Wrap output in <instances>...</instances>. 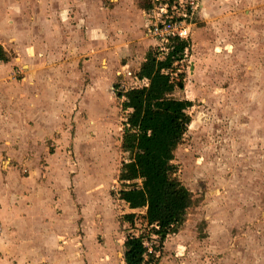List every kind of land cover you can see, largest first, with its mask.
Returning <instances> with one entry per match:
<instances>
[{
	"label": "rangeland",
	"instance_id": "obj_1",
	"mask_svg": "<svg viewBox=\"0 0 264 264\" xmlns=\"http://www.w3.org/2000/svg\"><path fill=\"white\" fill-rule=\"evenodd\" d=\"M8 1L24 8L13 22L18 37L10 39L13 52L6 65L20 71V76L7 83L12 88L20 82L33 85L28 78L35 81L46 74L55 79L56 74L60 84L53 91L72 94L75 85L76 98L83 99L84 107L79 109L80 103L69 94V115L56 113L60 121L55 119L58 125L52 131L38 125L35 137L46 132L45 138L23 149L18 146L23 141L20 124L14 118L19 110L12 100L4 104L13 119L0 134V176L10 181L6 184H15L12 179L26 177L31 170L46 175L50 171L53 180L61 178L66 184L71 180L68 193L76 195V190L79 203L85 205L88 200L91 204L86 214L93 217L98 209L104 215L102 223L93 228L81 223L88 234L100 230L94 235L95 242L105 238L109 243L102 247V264H122V240L127 235L144 233L150 240L154 233L147 208L136 211L134 224L120 218L126 209L120 191L140 185V181L118 179L120 164L132 157L121 147L123 116L131 109L122 108L120 94L146 82H139L134 73L145 54L159 48L146 37L143 10L138 0H54L60 12L61 4L67 5V26L75 30L81 45L76 61L70 63L72 59L56 55L49 49L50 41L43 39L45 20L40 13L45 14L44 0ZM247 1L206 0L208 6H214L212 16L202 15L188 55L174 63L183 72L184 87H173V93L187 100L190 120L173 163L192 193L193 204L182 227L167 234L166 245H160L156 258L160 264H264V0H258L261 14L256 16V6ZM29 4L33 6L30 13ZM45 16L49 18V14ZM25 47L33 48L34 55L20 56ZM65 64L73 67L66 72ZM171 76L177 79L176 73ZM64 97L60 98L63 106ZM55 105L52 102V109ZM46 115L52 121L50 113ZM87 187L89 198L81 192ZM56 191L57 198L50 190L45 199L63 198L64 191L58 186ZM111 216L120 232L115 250L110 244V232L116 228ZM67 221L70 227L77 226L69 211L65 224ZM3 233L2 223L0 247L6 244L12 252L0 248V264H45L31 262L29 248L20 252L11 239L1 241ZM88 240L85 244H90ZM39 253L43 259V252Z\"/></svg>",
	"mask_w": 264,
	"mask_h": 264
},
{
	"label": "crops",
	"instance_id": "obj_2",
	"mask_svg": "<svg viewBox=\"0 0 264 264\" xmlns=\"http://www.w3.org/2000/svg\"><path fill=\"white\" fill-rule=\"evenodd\" d=\"M43 2L45 14H41L38 11L39 9L37 10L42 17L44 16L45 20L44 27L46 36H43V39L50 41L49 49L55 51L56 55H59L61 58L63 56H68L72 59L70 63L72 61L75 62L77 59V53L81 50V45L77 42V38H75V30L71 31L72 29H69L67 26V5L61 4L60 12L59 8L58 10L55 8L54 0H44ZM205 2L206 0H201L198 8V17L200 21L202 15L208 14L209 16H212L214 12V6H208L211 4H206ZM248 2L251 5L256 6L254 9L255 16L261 14V8L259 3H257L258 0H249L247 3ZM0 4V46L8 60V54L13 52L10 39H16L18 37L16 34L17 27L13 22L18 16V11L23 9L24 6L18 3H12L9 5L8 0H0ZM223 6L228 5L224 4ZM27 7L29 13L33 12V6L31 4ZM46 13L47 15L49 14V18H46ZM251 15L253 16V13ZM255 19L256 18H254V20ZM34 53L35 50L33 48L31 50L29 47L28 49H26V47L20 49V56H33ZM20 56L16 57L19 61L21 58ZM50 56L52 58L54 57V55ZM7 60L3 61L0 59V134L2 131L5 132L3 127L8 124L7 122L12 121L13 119V116H10V119V113L8 110L6 112V108H4V104H7L12 100L10 103L16 105L19 110V113L16 114L14 118L16 121H19V128L23 135V141L21 144H18V146L24 149L25 147L31 146L33 142L37 143L38 139L45 138L46 132L41 138L35 137L33 132L38 125L42 128L48 126V131H52L53 127L58 125V123L55 124L56 120L60 121V117L57 115V117L55 116L56 113H63L64 116L66 114L69 115L68 110L70 108L67 102L70 93L67 94L68 92L65 93L63 90H57V92L53 91L54 89H57V86L60 84L56 79V74L54 76L56 80L53 79L52 76L46 74H43L42 76L41 74L38 75L39 80L35 79L34 81L33 78H28V81L30 80L33 85L22 84L23 82L19 81L20 84L15 88H12V84H8L7 80L14 81L15 79H18L20 71H15L13 66L6 67V65H8ZM64 66L66 72L70 70V67H73L71 64L70 66H67L66 64ZM26 67L29 68V65L26 64ZM64 76L66 77L67 75ZM34 89H36V93H31ZM71 93L70 97L74 96L75 98H73V100L75 101L77 99L75 85L73 86ZM57 94L60 95L59 99ZM62 94H65L64 106L62 105L63 99L60 100ZM81 94L83 93L80 91V95ZM77 101L80 103L79 109L83 108V99L80 100L82 103L78 99ZM52 102H57V105H55V108L53 109ZM47 112L50 113L52 118V121L50 122L47 119ZM57 164L60 166V163ZM53 179H55V176L51 174L50 171L48 172V175H46L41 172L34 174L31 170L26 177L20 176L16 179L17 181L12 179L15 181V184H6V181H10H5L4 177L0 176V220L4 225V233L2 234L1 241L11 239L20 252H22L24 248H29L28 254L31 262H43L45 264H74L75 262V264H84L83 262L86 261V264H102L101 259L103 254L101 250L102 247H107L109 243L105 241V238L102 243L94 241V235H97V232L100 233V230L92 229L94 232L91 234H88L85 231L86 228H93L97 226V223H102L104 215L98 209L95 210L93 217L92 214H86L87 211L85 209L91 204H89L88 200L85 205L84 203H79L78 195L80 192H78L79 194L77 195L75 187L74 190L76 195L68 193L67 184H69L71 180L66 184L61 178L60 181ZM12 180L11 182H13ZM57 186L64 191L63 198L59 197L58 199L53 200L45 199V196L50 195V190H52L53 197H58V191L54 192V189ZM86 189L87 190L81 192L87 193V198H89L91 195L89 194L88 187ZM90 189L92 190V186H90ZM99 197L101 198L102 196L99 195ZM107 199L110 202L108 197ZM123 203L126 208L124 213L138 211L137 208H129L125 202ZM114 205L115 204L112 203L110 207L113 209ZM51 209H54L55 213H53ZM67 211H69L73 220L77 222V226L74 228L68 225V221L65 224ZM52 213L57 214L59 219L57 220ZM113 214L114 213H112V215ZM111 220L113 221H111L112 223L116 224V228L110 232V244L112 243L111 246H113V249L115 250L116 246L114 245L118 243L116 236L120 234L118 231L119 224H117L118 222H115V219L112 216ZM81 223L84 224L86 228L83 227ZM85 239H89L88 241L90 244H85ZM166 240L163 243L164 245H166ZM123 243L124 241L122 240V244ZM3 246L5 247L0 248L12 252V249H7L8 247H6V244H3ZM165 247L166 246H164V248ZM39 252H43V259L40 258L41 255ZM115 253L118 255L117 251ZM19 259H21L20 256ZM122 264H125L123 259Z\"/></svg>",
	"mask_w": 264,
	"mask_h": 264
},
{
	"label": "trees",
	"instance_id": "obj_3",
	"mask_svg": "<svg viewBox=\"0 0 264 264\" xmlns=\"http://www.w3.org/2000/svg\"><path fill=\"white\" fill-rule=\"evenodd\" d=\"M144 10L150 0H138ZM180 42L170 47L147 52L134 73L139 86H130L120 96L122 108H130L123 116L121 147L132 157L120 164L118 179L140 181V185L120 191L119 198L129 208L149 209V219L159 245L167 234L180 229L193 204L192 193L177 175L173 163L174 151L182 141L190 120L187 100L173 93V87L183 89V72L178 71L176 60L185 59ZM163 53V55H161ZM0 59L7 58L0 46ZM168 72V73H167ZM171 73H176L173 80ZM136 212L121 214L122 220L134 224ZM144 233L129 234L124 240L125 264H137L144 259Z\"/></svg>",
	"mask_w": 264,
	"mask_h": 264
},
{
	"label": "built area",
	"instance_id": "obj_4",
	"mask_svg": "<svg viewBox=\"0 0 264 264\" xmlns=\"http://www.w3.org/2000/svg\"><path fill=\"white\" fill-rule=\"evenodd\" d=\"M201 0H150V6L143 10L145 16L146 37L154 40L152 46L164 50L175 42L185 45L184 56L192 47V37L200 19L198 8ZM2 223L0 221V232ZM152 239H143L144 259L137 264H160L156 258L160 256L161 246L157 235ZM156 243H158L156 245ZM156 245L157 247H155Z\"/></svg>",
	"mask_w": 264,
	"mask_h": 264
}]
</instances>
